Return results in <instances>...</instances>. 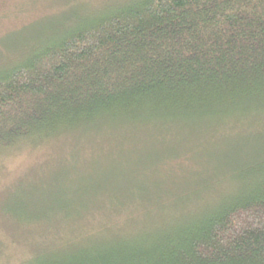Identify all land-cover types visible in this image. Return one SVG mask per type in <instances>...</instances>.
<instances>
[{
  "label": "trees",
  "instance_id": "1",
  "mask_svg": "<svg viewBox=\"0 0 264 264\" xmlns=\"http://www.w3.org/2000/svg\"><path fill=\"white\" fill-rule=\"evenodd\" d=\"M1 69L0 161L53 138L170 145L200 132L153 168L181 174L199 164L203 136L243 134L218 157L235 190L186 198L156 232L99 227L12 264H264V130L241 128L264 124V0H139Z\"/></svg>",
  "mask_w": 264,
  "mask_h": 264
},
{
  "label": "rangeland",
  "instance_id": "2",
  "mask_svg": "<svg viewBox=\"0 0 264 264\" xmlns=\"http://www.w3.org/2000/svg\"><path fill=\"white\" fill-rule=\"evenodd\" d=\"M137 1L0 0V67L59 38L82 20L120 11ZM258 118L264 121L263 116ZM258 127L264 130V124L241 128H251L252 133L257 129L259 133ZM231 133L203 136L199 164L192 170L185 165L181 174L178 165L168 168L162 162L155 173L153 168L175 144L198 145L195 136L200 132L176 131L170 145L142 138L95 147L87 142L75 143L71 136L53 138L4 158L0 161V264L16 263L50 245L58 252L65 247L71 249L83 235L99 227L106 228L103 234L113 231L109 226L121 227L120 232L130 224L147 233L156 232L166 221L174 223L190 206L186 198L206 191L235 190L236 176L218 161L227 145L239 143L238 138L243 136ZM204 148L211 155L203 153ZM160 196L163 201L156 202ZM169 196L181 200L174 205ZM144 198L153 200L147 203ZM159 220L164 222L153 226Z\"/></svg>",
  "mask_w": 264,
  "mask_h": 264
}]
</instances>
